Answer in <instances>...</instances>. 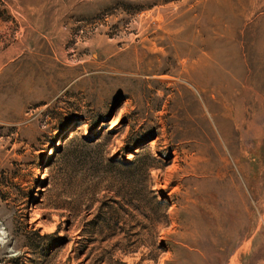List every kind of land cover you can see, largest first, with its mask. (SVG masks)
I'll return each mask as SVG.
<instances>
[{
	"label": "rangeland",
	"instance_id": "1",
	"mask_svg": "<svg viewBox=\"0 0 264 264\" xmlns=\"http://www.w3.org/2000/svg\"><path fill=\"white\" fill-rule=\"evenodd\" d=\"M0 264H264V0H0Z\"/></svg>",
	"mask_w": 264,
	"mask_h": 264
},
{
	"label": "trees",
	"instance_id": "2",
	"mask_svg": "<svg viewBox=\"0 0 264 264\" xmlns=\"http://www.w3.org/2000/svg\"><path fill=\"white\" fill-rule=\"evenodd\" d=\"M159 203H162V201H159Z\"/></svg>",
	"mask_w": 264,
	"mask_h": 264
}]
</instances>
